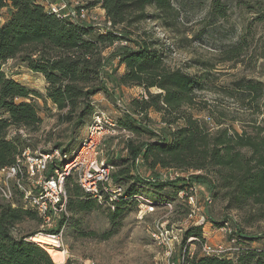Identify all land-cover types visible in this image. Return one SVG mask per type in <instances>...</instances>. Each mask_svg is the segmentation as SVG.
I'll return each mask as SVG.
<instances>
[{
    "label": "trees",
    "instance_id": "16d2710c",
    "mask_svg": "<svg viewBox=\"0 0 264 264\" xmlns=\"http://www.w3.org/2000/svg\"><path fill=\"white\" fill-rule=\"evenodd\" d=\"M180 1L97 0L91 7L104 10L114 28H127L151 17L171 28L191 2ZM4 8L12 9V15L3 22L1 10ZM213 8L218 14L224 11L219 3H214ZM148 9H153L155 14L150 15ZM122 39L125 37L116 31L100 33L95 27L61 19L48 13L37 0H0V167L13 166L16 157L28 149L19 131H35L42 124L36 105L27 103L40 95L10 78L4 66L13 59H20L33 73L43 75L48 84L47 98L64 112L66 122L77 121V126L81 127L85 125L84 113L91 108L90 98L102 92L108 93L102 76L106 62L103 53ZM135 43L136 48L120 47L116 52L118 67L126 70L117 77L116 85L143 88L146 97L135 100L131 111L146 115L152 110L159 114L170 128V135L159 136L124 115L117 121L118 128L126 129L133 136L140 133L152 136L150 141L141 144L132 139L128 141L127 162L131 168L135 167V158L142 155L148 171L154 175L158 169L201 173L193 178L211 186L213 201L219 197L215 190L221 189L222 197L228 200L231 209L242 213L249 211L253 221H264V129L252 132L243 129L239 132L232 126H224V122L210 127L199 118L200 113L208 109L200 94L209 89V74L190 75L183 68H170L165 52L158 49L159 41L145 39ZM234 86L233 90L225 91L241 102L251 100L259 103L264 97L260 82L240 80ZM153 89L157 92L152 93ZM13 130L16 134L10 137ZM81 144L71 151L61 150L60 146L56 149L72 154ZM116 163L112 164L116 166ZM113 178L115 184L125 190L123 196L113 203L115 209L110 207L112 227L103 235L105 241L118 234L126 210L131 205L139 207L137 196H143L156 206H163L167 201L173 202L184 189L179 183V186L172 184L176 182L145 180L146 185H151L158 192L148 199L127 187L121 175H113ZM137 183L143 189L144 183L139 180ZM155 183L160 185H153ZM165 186L172 192L162 193L167 189ZM66 190L69 216L64 219L65 229L71 222L72 214L90 212L98 206L97 198L85 193L76 179H68ZM27 221H36L41 225L43 222L33 210L20 205L16 209L0 203V264H54L49 252L31 240L33 233L14 235L17 227ZM188 238L205 242L201 227L188 229L180 252V264H264V249L254 246L257 241H250L240 231L237 238L242 250L233 258L198 254L191 257L186 246Z\"/></svg>",
    "mask_w": 264,
    "mask_h": 264
},
{
    "label": "rangeland",
    "instance_id": "374dc122",
    "mask_svg": "<svg viewBox=\"0 0 264 264\" xmlns=\"http://www.w3.org/2000/svg\"><path fill=\"white\" fill-rule=\"evenodd\" d=\"M75 1L93 12L94 7L91 5L97 0ZM214 3L221 4L223 13L216 12L213 8ZM9 13L8 8L1 10L2 21L6 20ZM99 13L96 11L94 15L99 17ZM148 13L154 15L155 11L148 9ZM98 24L104 25L102 17H99ZM114 31L125 39L103 53L106 58V68L102 71L108 93L102 92L90 98L91 108L84 113L85 125L81 127L77 126V121L66 122L63 119L64 112L57 109L47 98L48 84L43 75L33 73L20 59H13L4 66V71L10 78L40 95L27 103L36 105L38 115L42 119L41 126L35 131H19L28 149L45 153V151L58 150L56 147L60 146L61 150L71 151L87 138L89 125L96 113L105 112L116 121L123 119L124 115L119 113L116 105L117 99H122L131 110L134 101L142 100L146 97V92L140 87L123 88L116 85L115 80L120 76L116 52L120 47L136 48L135 42L145 39L160 42L158 49L165 52L170 68H183L190 75L209 74L211 81L209 89L200 94L203 102L208 104L207 111L199 115L206 124L214 128L217 122H224V126H232L239 132L243 129L250 132L264 129V97L259 103L251 100L241 102L237 98L230 97L225 91L233 90L236 81L253 80L261 83L264 92V0H191L174 27L168 28L161 21L151 17L127 28L117 27ZM156 92L157 90H152V93ZM140 123L143 128L150 129L157 135H170V128L164 127L161 116L152 110L141 118ZM10 133V137L16 134L14 130ZM151 137L150 133H140L134 135L132 141L141 144L150 141ZM101 139L105 148V157L112 163L117 162L114 175L119 177L121 175L127 187L133 188V191L135 189L148 199L158 193L151 185L145 183V180L157 178L158 173L154 175L150 171L142 170L139 175L136 173V168L132 169L127 162L129 152H126L127 144L123 134L119 133L117 137L104 134ZM198 174L201 173L194 175ZM136 176L138 178L134 182L131 181ZM193 177L190 178L192 182L202 184L210 192L211 186ZM71 178L76 179L74 175ZM137 180L144 183L143 189L138 187ZM172 184L177 186L178 182ZM214 184H217L216 180ZM165 187L167 189L162 193L172 192L168 186ZM217 193L219 197H215L213 204L205 209V214L214 224L212 230L219 229L228 221L231 229L239 230L250 241H257L260 247H263L264 221H253L249 211L242 213L231 209L228 200L222 197V190L216 189L215 194ZM173 202L176 207L172 215L161 207L156 208L143 219L139 218V208L131 205L126 210L118 234L109 237L106 241L102 237L112 227L109 219L111 208L107 203L97 201L96 209L72 214L59 249L65 252L63 264H168L164 256L165 248L158 244L153 235L158 231L159 225L165 221H169L168 227H171L186 218L185 203L178 195ZM41 226L36 221H27L17 227L14 235L17 237L19 234L35 235L41 230ZM209 229L208 227L206 230ZM214 237L215 242H212L211 236H208L209 244L218 243L216 242L218 239H223L220 232L215 233L212 238ZM176 247L177 261L180 256L178 253L183 247L177 245ZM201 247L196 243L187 249L190 253L200 255Z\"/></svg>",
    "mask_w": 264,
    "mask_h": 264
},
{
    "label": "built area",
    "instance_id": "2783aa9c",
    "mask_svg": "<svg viewBox=\"0 0 264 264\" xmlns=\"http://www.w3.org/2000/svg\"><path fill=\"white\" fill-rule=\"evenodd\" d=\"M48 13L57 15L61 19L68 20L81 26H92L101 33L113 32L115 30L112 22L104 17V25L98 24L99 17L90 12L75 0H37ZM120 44L117 42L116 45ZM124 45V43H121ZM126 44V43H125ZM115 45V46H116ZM106 66L104 65V70ZM104 80V71H102ZM118 111L122 115L134 120L142 126L140 120L144 114L132 112L120 98L116 102ZM164 127L168 126L163 123ZM87 138L80 148L72 154L62 153L60 150L33 152L27 149L16 157V163L10 167H0V203H6L13 208L20 205L27 210L35 211L41 218L42 226L35 236L50 238L54 244H39L44 250L49 249L61 252L60 247L63 241L65 230V218L69 216L68 193L66 184L68 179L74 175L77 184L85 193L93 195L99 203L108 204L113 210L114 202H117L124 194L123 187L115 184L113 173L115 165L104 155L105 148L102 145L101 136L109 134L117 137L119 133L126 138V144L133 138L131 132L118 128V122L107 113L98 112L89 125ZM161 136V135H159ZM118 141V140H117ZM128 152V148H126ZM136 173L141 175L142 170H147L144 158L139 155L135 158ZM195 172H187L181 169H164L160 172L159 178H151L153 182H178L184 188L178 194L188 207L186 218L179 224L168 227L169 221H165L154 233L155 240L165 248V258L168 264H180V256L177 255V246L182 247L185 241V234L188 229L201 227L204 231L205 242L199 243L198 239L188 238L187 248L196 243L201 247L200 255L217 256L221 258H233L242 250L238 241L239 230L229 227L228 221L219 229H214V224L205 214V209L213 204V192L207 190L202 184L191 181ZM108 198L105 202V198ZM204 198V200H203ZM203 200V201H202ZM139 203V218L150 215L156 208L166 209L169 215L175 212V202L167 201L163 206H156L143 196L136 197ZM208 231L222 233L224 243H208ZM264 249V246L262 247ZM65 253L64 251L62 252ZM190 253V252H189ZM180 254V253H178ZM195 253H190L193 257ZM52 256V255H51Z\"/></svg>",
    "mask_w": 264,
    "mask_h": 264
},
{
    "label": "crops",
    "instance_id": "0c3cea01",
    "mask_svg": "<svg viewBox=\"0 0 264 264\" xmlns=\"http://www.w3.org/2000/svg\"><path fill=\"white\" fill-rule=\"evenodd\" d=\"M4 9H7V8H4ZM9 9V8H8ZM9 11H10V15H8V16H6V20L7 19H9L10 17H11V15H12V9H9ZM100 12L99 13V17H102L103 19H104V17L106 16V12L104 11V10H102L101 8H94L93 9V12ZM6 20H4V21H6ZM3 21V22H4ZM119 72H120V75H122V74H124L125 73V69H124V67H120L119 69ZM123 88H125V87H123ZM162 170L161 169H158V171H157V173L158 174H160V172H161ZM215 233H218L217 231H209L208 232V234H206L207 236L206 237H210L211 236V240H212V242H215V237L214 238H212V236H214L215 235ZM216 242H218V243H224L225 242V240L224 239H222V240H220V239H218V241H216ZM254 244V246H261L260 244H258L257 242H255V243H253Z\"/></svg>",
    "mask_w": 264,
    "mask_h": 264
},
{
    "label": "bare ground",
    "instance_id": "6f19581e",
    "mask_svg": "<svg viewBox=\"0 0 264 264\" xmlns=\"http://www.w3.org/2000/svg\"><path fill=\"white\" fill-rule=\"evenodd\" d=\"M34 241L36 243H40V244H54L55 242L50 239V238H43L41 236H35L34 237ZM51 255H52V258L54 260V262L56 264H63L64 263V260H65V257H64V254L62 252H59V251H56V250H51L49 249ZM58 258V259H57Z\"/></svg>",
    "mask_w": 264,
    "mask_h": 264
}]
</instances>
